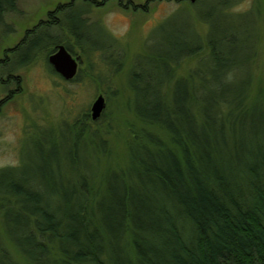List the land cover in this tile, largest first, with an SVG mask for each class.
<instances>
[{"label": "trees", "instance_id": "obj_1", "mask_svg": "<svg viewBox=\"0 0 264 264\" xmlns=\"http://www.w3.org/2000/svg\"><path fill=\"white\" fill-rule=\"evenodd\" d=\"M239 1L216 0L210 11L221 18L217 24L194 10L209 26L204 41L188 19L165 49L157 45L135 60L127 79L132 112L147 129L132 133L126 170H107L95 187L84 129H67L65 150L50 132L38 145L47 160L32 178L22 161L0 169V199L10 202L3 234L26 264H264V101L249 103L257 60L247 16L226 12ZM17 2L0 0V24ZM96 3L70 0L26 30L0 59V84L19 86L16 70L58 45L74 56L77 46L95 80L91 63L105 55L97 78H109L100 72L117 71L119 59L109 69L107 46L86 34L98 23L83 18ZM193 57L188 77L176 78ZM87 131L104 149L96 131ZM0 264H20L1 237Z\"/></svg>", "mask_w": 264, "mask_h": 264}, {"label": "rangeland", "instance_id": "obj_2", "mask_svg": "<svg viewBox=\"0 0 264 264\" xmlns=\"http://www.w3.org/2000/svg\"><path fill=\"white\" fill-rule=\"evenodd\" d=\"M69 1L18 0L17 9L7 13L3 24H0V59L3 58L5 50L12 48L24 36L26 30L31 29L40 20H45L47 13L58 5ZM93 1L97 2L96 5L88 6L83 18H87L89 23L98 24L86 30V34L97 36V42L107 46L105 49L109 52L105 51V54L110 55V60L107 61L109 69L115 58L119 59V69L100 72L107 74L109 78L99 82L98 68L102 66L101 57L106 56L97 54L98 57L91 63L96 74L95 80L93 75L89 74L88 64L82 59L80 50L73 46L76 56H72L78 58L76 81H64L51 72V66L46 59L48 57L43 53L28 66L16 70L14 75L18 76L19 86L9 84L6 89L0 84V162L5 164L0 169L15 168L22 161L27 167H22V171L32 178L35 168L43 166L42 161L47 160L45 152L43 156L40 154L38 145L43 144V139L47 140L50 132L58 133L61 147L65 150L66 140L71 132L68 130L84 129V140L90 144V155L98 170L94 180L95 187L98 188L99 177L107 170H126L130 164L128 143L132 133L147 129L143 128L132 112L134 97L127 79L135 60L145 57L148 51L157 48V45L165 49L168 36L175 32L177 36L181 26L188 19L194 32L204 41L209 26L195 18L194 10L210 23L217 24L221 21L218 13L210 11L216 0H202L196 7V4L188 0ZM82 6L78 3L76 8L80 9ZM226 12L229 16H247L245 21L251 35L249 44L257 60L253 69L249 103L263 102L264 0H240ZM62 15L66 24L64 26L68 28L67 18L71 15V10L62 12ZM101 31L105 35L100 36ZM92 45L98 46L95 41ZM196 64L197 58L185 60L176 69L175 77H188ZM8 90L14 91L9 99ZM98 95L104 98L105 107L99 120L92 121L90 107ZM86 129L96 131L102 139L104 149L100 142L92 141L90 132H86ZM48 149L46 154L51 156ZM27 176L23 177L28 179ZM5 178L0 173V186ZM8 201L0 199V237L5 249L14 259L20 264H26L3 234L1 221L4 210L10 207Z\"/></svg>", "mask_w": 264, "mask_h": 264}, {"label": "water", "instance_id": "obj_3", "mask_svg": "<svg viewBox=\"0 0 264 264\" xmlns=\"http://www.w3.org/2000/svg\"><path fill=\"white\" fill-rule=\"evenodd\" d=\"M189 1L194 3L196 0ZM47 62L53 71L66 81L72 80L77 74L78 58L73 57L63 45H58L55 48L54 52L48 56ZM104 107V98L102 95H98L90 108L91 119H99Z\"/></svg>", "mask_w": 264, "mask_h": 264}, {"label": "clouds", "instance_id": "obj_4", "mask_svg": "<svg viewBox=\"0 0 264 264\" xmlns=\"http://www.w3.org/2000/svg\"><path fill=\"white\" fill-rule=\"evenodd\" d=\"M5 166V164L3 162H0V167Z\"/></svg>", "mask_w": 264, "mask_h": 264}]
</instances>
